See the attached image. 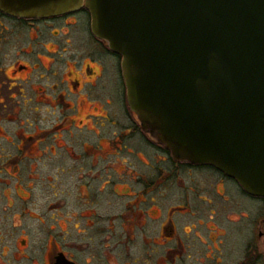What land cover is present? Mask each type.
Wrapping results in <instances>:
<instances>
[{
  "label": "flooded vegetation",
  "instance_id": "flooded-vegetation-1",
  "mask_svg": "<svg viewBox=\"0 0 264 264\" xmlns=\"http://www.w3.org/2000/svg\"><path fill=\"white\" fill-rule=\"evenodd\" d=\"M57 20L67 26L64 33L54 27ZM91 21L85 6L51 16H17L0 7V218L27 208L36 177L32 160L54 161L58 176L79 173L70 176L71 229L89 251L86 260L67 252L64 220L65 230L48 239L40 215L43 241L33 255L24 252L25 229H17L15 246V225L0 224V264H264V196L212 164L176 159L136 115H122L130 109L122 55L93 33ZM79 23L81 52L69 31ZM58 152L71 167L54 159ZM177 184L179 203L173 201ZM110 197H122V209L111 210Z\"/></svg>",
  "mask_w": 264,
  "mask_h": 264
},
{
  "label": "water",
  "instance_id": "water-1",
  "mask_svg": "<svg viewBox=\"0 0 264 264\" xmlns=\"http://www.w3.org/2000/svg\"><path fill=\"white\" fill-rule=\"evenodd\" d=\"M85 6L122 55L128 104L179 160L264 196V0H0L17 16Z\"/></svg>",
  "mask_w": 264,
  "mask_h": 264
},
{
  "label": "rangeland",
  "instance_id": "rangeland-1",
  "mask_svg": "<svg viewBox=\"0 0 264 264\" xmlns=\"http://www.w3.org/2000/svg\"><path fill=\"white\" fill-rule=\"evenodd\" d=\"M74 19H68V22H73ZM54 24V27H57L56 29H59L61 33H64L67 29H65L67 26H65V23L62 21H54L52 22ZM52 24V25H53ZM77 25L74 26L73 29L69 30L72 31V36L73 38H75V43H76V49H81L80 52L82 51V46L79 44V38L84 40V29H83V25L79 23L78 27ZM76 28V29H75ZM75 29V30H74ZM83 42V41H82ZM74 45V43H73ZM86 47V46H85ZM79 52V53H80ZM110 62V61H109ZM112 70V68L109 67V71ZM107 76H109L110 78H112L109 75V72L107 73ZM104 84L106 86V88L108 87L107 82L108 80L106 79L103 80ZM115 105V104H114ZM117 105L119 106L120 111H122V100L120 99V103H116V107ZM130 109L127 108L126 111H122V115H127V114H133L135 115L133 112H130ZM111 132V131H110ZM109 132V133H110ZM96 140V138H94V141ZM93 140H91V143H94ZM142 148L143 145H141ZM59 156H61V158L65 161L64 163V167L65 169H68L69 167H71L72 165V161L68 158H65L64 156V152H58L57 153V157H55L54 159H59ZM164 165L168 164L167 161H162ZM48 165H44V163L41 160H32V166L36 164L35 166V171L33 170L32 167V173H34L35 180L33 181V187L31 188V197L29 200V203L27 204V208L25 209L24 213H22L21 215H19L21 213V209L18 208V206H16V214L15 217L17 215H19L18 218L13 216L10 217V215L8 217L5 218H0V224H8V225H15V232H14V241L13 244L16 246L15 244V239L19 236V231H17V229H25L27 231L29 235V248L25 249L24 252L25 254L28 253L29 255H33V254H37L40 251L41 248V242L43 241V236H42V232L40 230H42V226L40 225L38 218L41 215L42 217L45 218L46 222H47V233H46V237L49 239V235L52 233H59L62 230H65V232H63V236H65L66 234V239L63 241V244H66V250L67 252H69L70 254H73L74 251L77 252L78 256L82 257V258H86L88 257L89 251L87 250V246H86V239H83L82 236L77 235L74 233V230L71 229L73 227V220H74V216L71 215L70 211L72 210L73 204L75 203V199H74V180L70 178V176H73V174H75L74 177H78L79 173L75 172V171H70L68 173L65 174H60V176H58V166L56 162H45ZM45 166V167H44ZM25 169H27V167H25ZM25 171V170H24ZM115 168H111L110 169V175L111 176H115L116 177V183L120 184L122 183V174H117L115 172ZM54 176V181L51 182V177ZM66 177V178H65ZM121 178V180H120ZM188 177H186V181H187ZM193 179V176L190 177V181ZM51 183H54L53 185H55V188H51ZM51 185V186H50ZM64 191V192H63ZM173 201L176 203L182 202L183 199H180V195L182 193V190L180 189L179 185L177 184V186L174 185L173 187ZM110 205L108 206L111 210L113 209H122V197L116 198V199H112L110 197ZM56 207H60L59 212L55 209ZM71 209V210H70ZM59 213L58 217L56 218V220H51V217H53L54 213ZM35 214V216L32 215V213ZM60 220H64L66 228L63 229L59 223ZM50 226L53 227V230L50 231ZM25 235V236H26ZM57 240H60L57 238V236L55 237ZM79 243L81 245H79ZM16 250V249H15ZM119 250V249H117ZM114 253L113 257L114 260H118V252ZM133 252H139V249H132ZM113 260V259H112ZM10 264V263H8ZM13 264H25V263H13ZM29 264H37V263H29Z\"/></svg>",
  "mask_w": 264,
  "mask_h": 264
},
{
  "label": "bare ground",
  "instance_id": "bare-ground-1",
  "mask_svg": "<svg viewBox=\"0 0 264 264\" xmlns=\"http://www.w3.org/2000/svg\"><path fill=\"white\" fill-rule=\"evenodd\" d=\"M48 48H52V46H51V45H48ZM88 110L93 111V112L96 111L95 108H89V109H87V111H88ZM10 170H11V169H10ZM119 189H121V187H119ZM124 189H125V186H122V190H124ZM18 192L20 193L21 196H26V192H25L22 188H18ZM20 245H21V244H20Z\"/></svg>",
  "mask_w": 264,
  "mask_h": 264
}]
</instances>
